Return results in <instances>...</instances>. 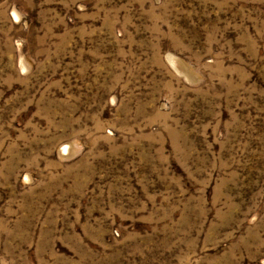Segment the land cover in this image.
<instances>
[{"label": "rangeland", "instance_id": "374dc122", "mask_svg": "<svg viewBox=\"0 0 264 264\" xmlns=\"http://www.w3.org/2000/svg\"><path fill=\"white\" fill-rule=\"evenodd\" d=\"M0 264H264V0H0Z\"/></svg>", "mask_w": 264, "mask_h": 264}]
</instances>
